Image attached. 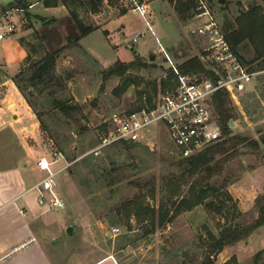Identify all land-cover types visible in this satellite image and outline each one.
<instances>
[{"label": "rangeland", "instance_id": "374dc122", "mask_svg": "<svg viewBox=\"0 0 264 264\" xmlns=\"http://www.w3.org/2000/svg\"><path fill=\"white\" fill-rule=\"evenodd\" d=\"M9 1L0 0V5ZM16 1L28 4L36 0ZM141 1L149 4L153 11L154 35L135 11L112 17L114 9L121 12L131 7L128 0L101 1L96 11H92L87 0H79L77 6L70 4V8L66 7L67 15L58 13L60 9L56 10L59 18L41 17L43 12L29 7L15 11V32L0 40V81L12 79L19 93L31 104L33 112L40 115L35 137L30 139L38 148L33 159L36 160L40 154L49 160L56 159L60 152L62 157L55 160L51 168L55 170L68 164L56 175L57 190L67 207L55 211L54 222L48 227L50 245L58 253L65 256L74 247L80 251L78 237L82 230L89 234L86 242L92 241L94 245L113 253L121 264H200L207 254L209 232L217 234L220 228L229 224L246 225L256 217L252 208L254 199L258 194H264V148L254 151L246 144H239L236 154L225 164L222 173L213 178L216 186L223 181L227 183L225 188L208 198L212 200L218 196L225 200L227 207L224 214L207 210L199 204L173 215L163 226L155 225L154 231L147 233L149 226L146 222H139L132 214L126 220L124 211L117 212L121 202L139 193L134 183L148 181L154 183L153 191L147 187L143 189V204L157 210L167 201L170 216L178 200L186 194L187 186L181 188L178 196L172 199L166 197L165 179L172 173L180 172L177 163L181 157L163 124L151 125L142 133V140L132 146L115 142L94 155L90 150L104 130L100 124L113 112L134 106L139 99L138 91L149 88L152 81L157 83L160 78L166 79L169 65L158 50L155 37L175 64L192 56L202 58L206 44L205 36L195 31L202 22V18L195 16L196 6L186 18H182L175 0ZM203 2L217 23L223 20L224 15L232 19L251 3L260 4L264 9V0ZM57 4L60 5L59 0ZM42 6L39 3L37 8ZM4 9L10 8L2 6L0 11ZM71 9L80 16L83 24L102 25L81 39L82 47L74 41L79 32L69 14ZM25 12H28V17ZM41 18L48 19V23L44 24ZM139 31H144V35L132 43V36ZM57 48L61 51L50 87H43L42 84L30 87L25 81V69L44 51ZM153 50L157 52L152 67L130 70L122 77L102 79L100 69L107 68L116 60L128 62L136 56L150 62L147 56ZM239 53L246 60L252 55L249 46L242 47ZM124 78L130 83L124 92L116 96L112 91L122 84ZM0 88L1 92L5 91V87ZM247 89L231 97L237 115L231 120L233 125L230 127L232 133L258 138L264 131V74L254 83L249 82ZM49 90H53V94L48 93ZM168 91L170 87L163 91L158 87L156 95ZM53 97L62 104L79 105L80 111L64 114L58 107L51 106ZM30 122L29 118L25 120L27 125ZM80 123L84 125L83 130H80ZM89 155L95 158L94 161L82 162ZM107 169H111V173ZM226 194L231 198L226 199ZM68 227L74 228L73 232H69ZM113 228H118V231L113 233ZM247 238L234 243L233 247H226L228 251L225 253L234 256L236 264L252 263L253 255L249 257L245 247ZM213 259L215 264H220V252L214 254ZM259 261L262 264L264 255ZM223 264L234 262L231 260Z\"/></svg>", "mask_w": 264, "mask_h": 264}, {"label": "trees", "instance_id": "16d2710c", "mask_svg": "<svg viewBox=\"0 0 264 264\" xmlns=\"http://www.w3.org/2000/svg\"><path fill=\"white\" fill-rule=\"evenodd\" d=\"M10 1L6 6L9 8H27L26 4H22L19 1ZM58 0H44L45 5H56ZM61 4L70 8L71 5H75L79 0H59ZM91 6L92 11H96L97 5L101 0H87ZM172 2L174 0H168ZM176 8L182 18H186L190 11L194 9L196 3L194 0H175ZM71 4V5H70ZM71 18L74 20V24L78 30V36L74 39L75 43H78L79 39L93 31L96 27L85 25L80 19V16L75 14L71 9L69 12ZM28 17V12H25ZM42 22L48 23V19L41 18ZM51 21V20H50ZM220 30L229 44L232 51L238 56L240 61L246 66L248 70H261L264 69V9L260 4L251 3L245 9L238 12L232 19L223 17L222 21H218ZM69 39V38H67ZM252 51L251 58L249 60L244 59L239 50L242 47H247ZM81 47V46H80ZM60 48L44 51L43 55L33 61L27 69H25L27 81L30 87H35L40 84L43 87H50V84L54 80V70L56 61L60 55ZM204 53L202 52L201 55ZM154 62H147L141 57L136 56L133 60L123 62L116 60L112 65L107 68L100 69V74L103 80H106L112 76L122 77L130 70L143 69L152 67ZM178 70L181 73H194L198 75L212 76L211 72L206 69L205 63L201 57L192 56L176 64ZM166 79H159V82L152 81L148 86L149 88L138 91L139 99L134 106L128 110L135 109L141 106L145 100L147 104H150L153 97L156 96L157 88L163 91L165 88L174 87V74L170 68L166 72ZM262 75V74H260ZM258 76L257 80L259 79ZM256 80V81H257ZM129 80L124 78L121 85H117L113 89V94L119 96L125 91L129 84ZM57 84H60L59 82ZM53 90H49L48 93L53 94ZM30 107L31 104L24 96ZM52 107H58L60 111L68 115L69 113L79 112L80 106L62 104L60 100L53 97L50 100ZM212 110L213 118L218 123L221 130L223 139L217 141L201 151L192 154L187 157H181L177 163L180 167L178 174H170L166 177V194L168 199H172L178 196L183 186H187L185 195H182L174 206V212L172 215H168V202L165 201L164 205H160L157 210L149 208L143 204L144 191L146 187L148 190H152L154 183L152 182H136L135 186L138 187L139 193L132 198L124 200L120 204V208L117 207V212L124 211L126 220L132 214L139 222H146L149 226L147 230L153 232L156 226H163L172 218L173 215H177L183 211L191 210L194 206L203 204L207 210L214 211L216 213L224 214L227 207L226 201L220 199L218 196L215 199L208 200V198L220 189L226 187V181H223L219 185L213 184L212 180L215 176L220 175L225 164L231 159L237 152L236 147L239 144H246L252 150L257 151L264 148V131L261 132L258 138H247L241 134L232 133L230 122L236 118L235 105L232 102L230 94L226 90H219L212 95L209 102ZM38 121H40V115L34 112ZM101 128L104 129V123H101ZM84 129L83 123H80V130ZM80 131L77 132L79 135ZM126 146H132L133 142H122ZM69 156V155H68ZM94 157L91 155L83 158L82 162L94 161ZM108 173H111V169H107ZM143 191V192H142ZM225 198L230 199L231 196L226 194ZM253 210L256 212L254 220L246 225L229 224L219 229L217 234L209 232V238L206 242V252L204 259L200 264H215L213 255L220 252L223 247L233 245L234 243L245 240L253 231L264 225V194H258L253 202ZM264 255V250L257 251L251 258V264H258L261 256ZM235 262V257L231 256L228 261ZM227 261V262H228ZM226 262V263H227ZM182 264H186L182 262Z\"/></svg>", "mask_w": 264, "mask_h": 264}, {"label": "built area", "instance_id": "2783aa9c", "mask_svg": "<svg viewBox=\"0 0 264 264\" xmlns=\"http://www.w3.org/2000/svg\"><path fill=\"white\" fill-rule=\"evenodd\" d=\"M69 1V0H67ZM196 3V17L202 22L195 31L206 38L202 61L211 77L194 73H181L176 64L169 58L163 46L155 37L158 50L164 55L171 72L174 74V87L168 92L158 93L150 104L144 100L140 107L131 110L113 112L105 120V128L98 138V142L90 152L94 155L115 142H139L142 133L151 125L161 123L180 157L195 154L205 147L223 139L218 123L213 118L210 108L212 95L219 90H226L231 97L248 91L247 84L255 82L264 69L248 70L232 51L225 40L220 26L214 19L203 0ZM131 9L137 12L154 35L150 12L146 4L138 0H128ZM23 8H10L0 11V40L11 36L16 28L15 11ZM144 31L135 33L131 41L136 43ZM62 157L59 152L56 159L49 160L42 156L36 161L37 168L44 173L34 188L38 193V203L50 209L63 210L67 207L65 199L57 190L56 175L64 170L68 164L58 169H52V163ZM118 228H113L115 233ZM3 256H0V261Z\"/></svg>", "mask_w": 264, "mask_h": 264}, {"label": "crops", "instance_id": "0c3cea01", "mask_svg": "<svg viewBox=\"0 0 264 264\" xmlns=\"http://www.w3.org/2000/svg\"><path fill=\"white\" fill-rule=\"evenodd\" d=\"M43 2L44 0H36L26 5L30 9L43 12L44 14L40 13L41 17L59 18L58 13L67 15L65 5H45ZM8 3L0 5V8ZM39 3L43 6L37 8ZM146 6L153 23V11L149 4ZM58 9L61 11L55 13ZM130 11L133 12L131 7L121 12L114 9L112 17ZM100 25L96 24L95 29L100 28ZM82 38L78 41L79 45ZM1 86L5 87V91H0V256H3L0 264H121L113 253L94 245L92 241L86 242L89 234L82 230L78 237L80 251L74 247L64 256L50 245L52 242L48 227L54 222L53 215L58 209L39 204L38 193L34 188L44 176L36 166V161L43 154L36 160L33 159L38 148L34 147L30 140L35 137L38 120L12 79L0 81ZM28 118L32 122L27 125L25 120ZM263 228L264 225L256 229L245 242L249 257L259 250H264ZM229 246L233 247L234 244ZM226 247L220 251V264L227 262L232 256L226 254ZM258 264H261V261Z\"/></svg>", "mask_w": 264, "mask_h": 264}, {"label": "water", "instance_id": "95a60500", "mask_svg": "<svg viewBox=\"0 0 264 264\" xmlns=\"http://www.w3.org/2000/svg\"><path fill=\"white\" fill-rule=\"evenodd\" d=\"M155 57H156V51L153 50V51H151L148 54L147 59H148V61L152 62V61L155 60ZM232 125H233V122L231 121L230 122V126H232ZM71 230H72V228L71 227H68V231L71 232Z\"/></svg>", "mask_w": 264, "mask_h": 264}]
</instances>
